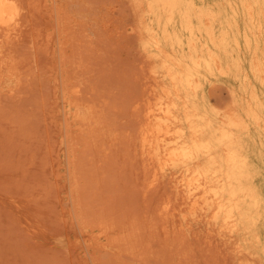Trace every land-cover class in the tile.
<instances>
[{"label":"rangeland","instance_id":"obj_1","mask_svg":"<svg viewBox=\"0 0 264 264\" xmlns=\"http://www.w3.org/2000/svg\"><path fill=\"white\" fill-rule=\"evenodd\" d=\"M14 1L16 14L0 27V73L13 71L0 86V264H264V208L252 229L235 232L234 242L215 236L216 222L185 216L170 195L169 176L152 186L154 163L140 144L144 114L160 86L188 95L198 124L220 126L232 110L243 122L234 132L253 173L244 183L264 202V0H188L193 6L178 4L170 18L160 7L150 12L145 1ZM199 9L213 17L204 19ZM175 35L181 44L171 41ZM209 52L219 65L203 64ZM165 55L184 66L171 65ZM193 58L200 63L191 67L197 88L175 87L168 70L181 77ZM76 112L90 118L79 120ZM215 133L206 128L199 138ZM167 199L174 208L164 207ZM237 243L252 255H235Z\"/></svg>","mask_w":264,"mask_h":264},{"label":"bare ground","instance_id":"obj_2","mask_svg":"<svg viewBox=\"0 0 264 264\" xmlns=\"http://www.w3.org/2000/svg\"><path fill=\"white\" fill-rule=\"evenodd\" d=\"M130 1H135V2L145 1L147 8L150 12H155L156 7H160L163 9V11L166 12L167 18L171 17V14H172L174 8L178 4L183 3L189 7L193 6L190 3V1H188V0H130ZM250 9L251 8L248 7V10H250ZM16 11H17L16 10V4H15L14 0H0V27L7 26L8 23L10 22V20L16 14ZM197 13L201 14L202 15L201 17H203L206 20H209L211 17H213L212 11L210 9H204V10L199 9L197 11ZM184 16H189L188 12H184ZM136 29L140 33L142 30V27H140V25L137 24ZM187 29L190 32H192V30L194 28L189 27ZM204 30L206 33L211 34L212 28H211L210 22H205ZM9 31H10V29H9ZM2 35H4V34H2ZM6 36L3 40L6 39ZM58 38H56V40ZM171 41L174 44H181L182 43V40L180 39V37L176 36V35L171 38ZM3 42H5V41H3ZM151 43L156 48H159V42L157 39L151 40ZM211 43L213 45H215V42L212 39H211ZM60 44H61V42H60ZM8 45H10V44H8ZM11 45H13V46H10L9 49H12L11 51H13L14 44H11ZM58 46L60 47V45H58ZM188 47L189 48L191 47V43L188 44ZM3 48H4V46H3ZM6 50H8V49H6ZM11 54H12V52H11ZM8 55H10V54H8ZM0 56H1V46H0ZM58 57H59V55H58ZM165 57L167 58V60L169 61V63L171 65L178 66V67L184 66V62L181 59L173 58L169 55H165ZM11 59H13V58H11ZM2 60L0 61V70L2 68L1 67L2 66L1 65ZM201 60H202L203 64L207 67H211L213 65H219L220 64V61L218 60L217 56L214 53H210V52L207 54L206 57H202ZM10 62H8L9 66H10ZM17 62H16V64H17ZM21 62L22 61H20V63ZM64 62L65 61H62L61 63L63 64ZM194 65H200L199 59H197V58L191 59V64L187 65L188 68L185 70V74L181 77H176V76L172 75V73H170L168 70V72H167L168 76H169L170 80L173 82L175 87H177V85L179 83H185L187 86H189L193 90H195L197 88V83L194 79L195 74L191 68ZM14 66L15 65H13L12 68H15ZM11 70L7 69L4 74L0 73V86L2 85V81L5 78L7 79V78L12 77L13 71H11ZM147 78L149 79V77H147ZM19 82H20V80H19ZM14 89L16 90V88H14ZM76 91H79V89ZM142 94H143V97L146 98V96H147L146 92H143ZM187 97L189 98L188 95L187 96L181 95L177 88L175 89V91L173 93H171L168 88L160 86L156 90V92L153 93V101H151V104L148 107V110H146V112L144 114L145 123L143 124V126L141 128L143 135H142L140 144L142 145V148H145L146 157L149 158L152 161V163H154L153 172L151 175L152 176V181H151L152 186H156V184H157L156 180L159 179L160 177L169 176L170 182H171L172 187H173L172 193L170 195H173L174 199L178 201L179 206L185 212V216L191 217L194 220H200L199 218H204L206 224H208L210 222L212 223V221L216 222L215 224H218L217 225L218 227H217V230L213 234L215 236H218V237H222V238L225 237L227 240L234 242L235 241V239H234L235 238V232H237L239 229H242V228L243 229L245 228L246 230L252 229V227L255 226L257 224V222L259 221L258 219L261 217V213H262V210L264 208V206H263L264 202H263L262 197L255 194V192L252 189L250 184L244 183L246 181H250L253 173H251L249 171L250 169H249V162H248L247 154L244 152L243 153L241 152L243 143H242V139L240 137V134H235V132H234L235 129L242 128L243 122L241 119H239V117H237L234 114V112L232 110H226L220 126L212 127L209 120H205L204 122L198 124V123H196V119L199 118V117H197L198 116L197 112H195V108L192 105L191 106L187 105V103H186ZM174 98L183 99L184 100L183 105L181 107H178L173 100ZM78 104H80V103H78ZM143 108H144V105H143ZM79 109H81V108H79ZM254 114H255V112H252V115H254ZM74 117H76L77 119L82 120V121H86L90 118L89 116L83 115L79 112H76L74 114ZM252 118H255V116H252ZM83 125H84V123H83ZM186 127L190 131V137L189 138H187L185 135V128ZM102 128H103V126H102ZM206 128H212V130L214 132H216L215 136L212 138H209V139L201 140L199 138V136H200V134L203 133V131ZM86 131L89 132V129ZM96 132H97V130H96ZM89 134H91V133H89ZM94 135H96V134H94ZM87 137H89V136L87 135ZM90 138H95V137H90ZM96 138H97V136H96ZM214 141H217L218 147L215 146ZM217 149L220 151H223V154H224V156H222V157L220 156V159L216 158V153L218 151ZM201 157L204 159L203 163L199 162V159ZM174 165L175 166L177 165L179 167L178 168L179 170L177 173H172L169 171V174H167L164 172L165 169L171 170V168ZM93 195L95 196L96 194H93ZM105 198H109V197L105 196ZM104 200H107V199H104ZM99 201H102V200H99ZM108 202L110 203V200ZM111 202H112V200H111ZM100 203H102V202H100ZM111 205H113V204H111ZM103 206H110V205L106 204ZM103 206L101 205V207H103ZM169 206H172L171 205V199L170 200L167 199L165 201L164 207L171 208ZM107 208H109V207H107ZM172 208H174V207H172ZM158 210L160 211L159 208H158ZM102 211L103 210H100V212H102ZM113 212L115 213L114 215H117L115 210ZM249 213H251V214L248 218ZM103 215H102V217H103ZM107 215L109 216L110 212ZM112 215L113 214H111V216ZM156 215H157V217L159 216L158 214H156ZM117 216H114V217L117 218ZM142 216H146V215L144 214ZM120 217H122V216H120ZM137 219H135V220H137ZM245 219H246V221H245ZM112 220H113V218H112ZM120 220H121V218H120ZM100 221L102 222L103 219L101 220V218H100L99 221L97 220V222H100ZM115 221H116V219H115ZM138 221H140V220L136 221L137 224H139ZM155 221L156 220H154L153 222H155ZM165 221H167V220H165ZM165 221H163V222H165ZM86 222L90 223V221H86ZM117 222L121 223L122 221L119 222V219H118V221H116V223ZM158 222L159 221H157V223ZM161 222H159V223H161ZM92 223H94L95 227H96V223L95 222H92ZM100 225H98V226H100ZM109 225L105 224V225H103V228L101 229L103 231L102 233L105 234L106 236H107L108 229L110 228ZM147 225L149 226V224H147ZM153 225H154V223H152V226ZM84 226H85V224H84ZM115 226H117V225L115 224ZM143 226L144 225L142 224V228H145ZM89 227L94 228V225H93V227H92V225L91 226L89 225ZM101 227H102V225L100 226V228ZM138 228H137V230H138ZM167 228H168V226H167ZM127 229H128V227H127ZM80 230H81V228H80ZM148 230H146V231H148ZM165 230H166V228H165ZM129 231H131V230H129ZM139 231H140V229H139ZM154 231L155 230H153L151 232L152 235H153V233L154 234L157 233V232L155 233ZM174 231H176V229L175 230L173 229V231L171 233L173 234ZM167 233H168V231H167ZM167 233L164 234L166 238H168L166 235ZM174 233H176V235H178L177 232H174ZM126 234H129V232H127ZM145 235H149V234L147 233ZM156 235H158V234H156ZM156 235H155V238H156ZM168 236H169V233H168ZM173 236L177 237L175 235H173ZM169 237H171V236H169ZM116 238L117 237H112L111 239L114 241ZM180 238H183V237H180ZM142 239L144 240V237ZM142 239H140L141 240V241H139L140 243L142 242ZM150 239H152V238H147L145 240H150ZM153 239H154V237H153ZM108 240H109V238H108ZM154 240H156V239H154ZM177 240H179V239H177ZM181 240L182 239H180L179 241H181ZM136 242H138V241H136ZM154 242H157V241H154ZM154 242H152V243L154 244ZM104 244L106 245V242ZM183 244H185V242ZM144 245H146V244H144ZM134 246L135 245L133 244L131 247H134ZM141 246L143 247V245H141ZM128 247H126V248H128ZM147 247L144 246V249H146ZM160 249H163V248H160ZM233 250L235 252V255H240L243 257H244V255L246 257H249L250 255H252V252H250L247 249L245 244L237 243L236 247H234ZM142 251H143V249H142ZM142 251L140 253H143ZM145 252H147V251H145ZM124 255L126 257L129 256L126 254H124ZM115 257H119V255L118 256L116 255ZM141 260H143V259H141ZM238 264H246V263L239 261Z\"/></svg>","mask_w":264,"mask_h":264}]
</instances>
